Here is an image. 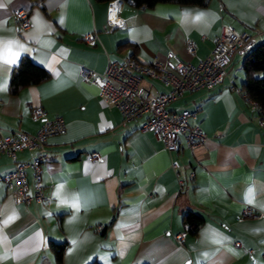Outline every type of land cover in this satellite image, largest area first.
Returning a JSON list of instances; mask_svg holds the SVG:
<instances>
[{
    "label": "crops",
    "instance_id": "0c3cea01",
    "mask_svg": "<svg viewBox=\"0 0 264 264\" xmlns=\"http://www.w3.org/2000/svg\"><path fill=\"white\" fill-rule=\"evenodd\" d=\"M20 9L29 12L27 29L16 26ZM223 24L264 40V0L149 9L121 0H0V134L36 133V106L49 118L62 116L67 127L38 150L17 152L20 162L41 158L50 203L16 202L0 179V264H58L51 240L66 243L61 264H264V215L241 217L246 204L264 214V114L240 90L243 56L214 89L169 104L198 110L191 123H200L207 138L193 153L183 136L170 151L152 131L140 130L147 115L123 124L99 86L81 75L83 67L103 72L110 60L129 56L170 68L196 64L211 53ZM91 32L95 45L83 40ZM189 42L196 43L194 54ZM25 56L50 78L12 94L11 75ZM141 84L154 95L169 90L148 77ZM91 152L103 160H87ZM14 165L0 154V176ZM27 177L33 195L30 169ZM189 211L203 217L196 233L183 223Z\"/></svg>",
    "mask_w": 264,
    "mask_h": 264
},
{
    "label": "built area",
    "instance_id": "2783aa9c",
    "mask_svg": "<svg viewBox=\"0 0 264 264\" xmlns=\"http://www.w3.org/2000/svg\"><path fill=\"white\" fill-rule=\"evenodd\" d=\"M13 16L18 28L30 27L31 20L27 10L20 9ZM115 20L116 15L110 12L108 22L111 27L116 26ZM83 40L95 45L98 40L97 33H87ZM256 43V35L240 32L229 24H223L211 53L199 59L196 64L182 62L175 68H170L160 62L146 63L135 56H129L121 61L110 60L103 72L83 67L81 75L85 80H92L99 86L101 100L107 106L120 111L123 124L147 115L140 130L152 131L170 151L178 149L180 138L183 136L186 146L193 153L207 138L200 123H191V120L196 118L198 110L174 111L169 109V104L185 93L214 89L228 75L235 58L244 56ZM187 49L194 54L196 43L189 42ZM144 77L161 81L169 90L157 95L152 94L141 84ZM251 102L263 113L258 102L253 100ZM31 116L42 123L36 133L15 131L7 135L0 134V154L7 153L15 163L13 169L2 174L0 179L16 202L29 203L34 200L46 206L50 203L51 197L44 192L41 158L20 162L17 161V152L38 150L50 136L66 133L67 127L62 116L49 118L45 109L39 106L32 108ZM103 158L100 152H91L87 155V160L94 162L102 161ZM171 166L175 168L176 163L172 162ZM27 169L32 171L34 179L33 195L29 193ZM263 215L253 206L246 204L241 217ZM185 235L186 231L181 232L176 235V239L182 241Z\"/></svg>",
    "mask_w": 264,
    "mask_h": 264
},
{
    "label": "trees",
    "instance_id": "16d2710c",
    "mask_svg": "<svg viewBox=\"0 0 264 264\" xmlns=\"http://www.w3.org/2000/svg\"><path fill=\"white\" fill-rule=\"evenodd\" d=\"M108 2L112 0H96ZM140 9H149L158 3H175L179 5L207 6L211 0H121ZM124 42L120 46H126ZM242 67L244 80L241 85V92L247 99L258 102L264 113V40L257 42L251 50L243 56ZM50 78V73L43 66L32 61L28 56L23 57L13 70L10 79V92L16 94L20 89L39 84ZM203 222V217L192 211L186 212L183 216V223L189 233H196ZM105 232V228L103 229ZM50 249L54 252L58 264H61L66 248L65 242L51 240ZM90 264H101L93 261Z\"/></svg>",
    "mask_w": 264,
    "mask_h": 264
},
{
    "label": "snow or ice",
    "instance_id": "6c2138e0",
    "mask_svg": "<svg viewBox=\"0 0 264 264\" xmlns=\"http://www.w3.org/2000/svg\"><path fill=\"white\" fill-rule=\"evenodd\" d=\"M5 51L7 52V51H8V49H6ZM11 62H12V60H11V59H9V58L5 57V63H11Z\"/></svg>",
    "mask_w": 264,
    "mask_h": 264
}]
</instances>
